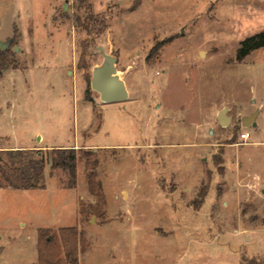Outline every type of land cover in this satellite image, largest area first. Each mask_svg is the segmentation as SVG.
Masks as SVG:
<instances>
[{"label":"rangeland","instance_id":"obj_1","mask_svg":"<svg viewBox=\"0 0 264 264\" xmlns=\"http://www.w3.org/2000/svg\"><path fill=\"white\" fill-rule=\"evenodd\" d=\"M88 2L100 34L78 0H0V158L46 159L45 188L0 187V264H39L40 228L63 264H264V47L237 56L264 0ZM105 53L126 100L91 87Z\"/></svg>","mask_w":264,"mask_h":264},{"label":"trees","instance_id":"obj_2","mask_svg":"<svg viewBox=\"0 0 264 264\" xmlns=\"http://www.w3.org/2000/svg\"><path fill=\"white\" fill-rule=\"evenodd\" d=\"M79 10H84L82 24L88 33L100 34L105 29V22L99 17L91 14V6L88 0H78ZM12 42V40H11ZM264 47V31L246 37L241 41L237 56L244 58L252 50ZM3 51H0V53ZM87 53L82 55L85 56ZM84 62V60H82ZM82 62V63H83ZM81 65V63H80ZM83 65V64H82ZM8 159L0 158V187L11 189H35L45 188L44 169L46 159L44 156L27 155L24 149L5 150ZM51 169H63L70 174L72 183L68 187L76 186L77 178V154L75 148L59 147L53 149ZM92 183L93 181L90 180ZM49 228L39 229L40 260L39 264H63L62 256L45 254L46 248L51 249L47 244L52 243V238L45 236ZM62 236L70 234L75 236L77 231L74 228H63L60 230ZM44 242V244H43ZM74 247V246H73ZM65 247V259L68 264H79L77 248Z\"/></svg>","mask_w":264,"mask_h":264},{"label":"water","instance_id":"obj_3","mask_svg":"<svg viewBox=\"0 0 264 264\" xmlns=\"http://www.w3.org/2000/svg\"><path fill=\"white\" fill-rule=\"evenodd\" d=\"M64 8H67L65 4ZM11 40L3 42L0 40V49H6ZM17 49V47H15ZM105 61L97 67H94L91 78V87L100 94V98L104 103L117 102L126 100L129 97V92L124 80L118 76L116 64L118 59L115 56L104 54ZM258 111H255L250 116L242 118L244 127L256 126V116ZM218 118L221 123L227 124L226 108L219 112Z\"/></svg>","mask_w":264,"mask_h":264},{"label":"built area","instance_id":"obj_4","mask_svg":"<svg viewBox=\"0 0 264 264\" xmlns=\"http://www.w3.org/2000/svg\"><path fill=\"white\" fill-rule=\"evenodd\" d=\"M240 136H241L242 139L247 140V139L250 138L251 133L249 132V130L243 129V132L241 133Z\"/></svg>","mask_w":264,"mask_h":264},{"label":"crops","instance_id":"obj_5","mask_svg":"<svg viewBox=\"0 0 264 264\" xmlns=\"http://www.w3.org/2000/svg\"><path fill=\"white\" fill-rule=\"evenodd\" d=\"M37 189H40V188H37Z\"/></svg>","mask_w":264,"mask_h":264}]
</instances>
